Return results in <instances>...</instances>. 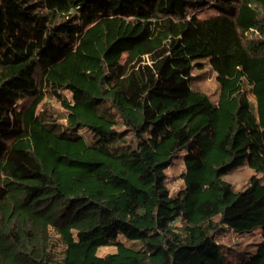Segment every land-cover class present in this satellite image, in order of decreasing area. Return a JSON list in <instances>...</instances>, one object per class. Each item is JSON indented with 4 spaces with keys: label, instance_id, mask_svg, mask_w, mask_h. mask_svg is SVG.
Listing matches in <instances>:
<instances>
[{
    "label": "trees",
    "instance_id": "trees-1",
    "mask_svg": "<svg viewBox=\"0 0 264 264\" xmlns=\"http://www.w3.org/2000/svg\"><path fill=\"white\" fill-rule=\"evenodd\" d=\"M256 227L238 264H264V0H0V264H228L216 233Z\"/></svg>",
    "mask_w": 264,
    "mask_h": 264
},
{
    "label": "rangeland",
    "instance_id": "rangeland-1",
    "mask_svg": "<svg viewBox=\"0 0 264 264\" xmlns=\"http://www.w3.org/2000/svg\"><path fill=\"white\" fill-rule=\"evenodd\" d=\"M197 16L200 18H206L214 15L216 12L210 8H204L196 11ZM28 22L19 18L16 23L13 24L11 32L17 35L22 42L28 38L29 35ZM201 68L194 67L192 72L191 84L207 93L210 98L216 99L218 95V85L215 80V72L209 66L207 59L200 60ZM243 89L245 97L248 99L250 104V109L257 117L256 110V100L252 92V86L246 81L243 83ZM65 95L70 97V92L67 90H62ZM45 105H50L51 108L58 110V113L65 115L66 111L62 108L59 102L49 94L45 95L43 98ZM64 121V118L63 120ZM79 134L90 138V132L85 129H80L77 131ZM185 150L178 151L172 159V163L165 170L166 178L165 183L168 188L169 194L174 196L178 190L182 187V180L180 173L183 170V156ZM253 175H258L254 169L249 167L246 162L237 165L235 168L231 169L229 172L222 175V178L232 184L234 191H239L247 185L249 179ZM260 227H256L248 232L237 233L229 228L219 230L216 233L215 239L220 243L221 253L226 259L228 264H238L241 260L251 256L255 252L256 244L261 237ZM52 248L56 251V255L62 247L61 241L57 238L54 233H51ZM127 242V241H126ZM128 243V242H127ZM114 247H101L98 249V253L103 255L107 252L113 251Z\"/></svg>",
    "mask_w": 264,
    "mask_h": 264
}]
</instances>
